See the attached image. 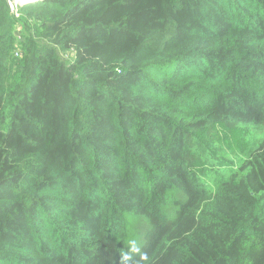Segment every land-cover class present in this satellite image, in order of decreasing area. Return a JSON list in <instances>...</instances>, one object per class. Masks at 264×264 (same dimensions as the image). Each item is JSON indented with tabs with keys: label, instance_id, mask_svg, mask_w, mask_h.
I'll list each match as a JSON object with an SVG mask.
<instances>
[{
	"label": "trees",
	"instance_id": "trees-1",
	"mask_svg": "<svg viewBox=\"0 0 264 264\" xmlns=\"http://www.w3.org/2000/svg\"><path fill=\"white\" fill-rule=\"evenodd\" d=\"M17 14L0 0V264H121L131 240L140 264H264V0Z\"/></svg>",
	"mask_w": 264,
	"mask_h": 264
},
{
	"label": "clouds",
	"instance_id": "clouds-1",
	"mask_svg": "<svg viewBox=\"0 0 264 264\" xmlns=\"http://www.w3.org/2000/svg\"><path fill=\"white\" fill-rule=\"evenodd\" d=\"M144 260H147V254L141 251L139 243L136 240L129 241L127 250L121 254V264H140Z\"/></svg>",
	"mask_w": 264,
	"mask_h": 264
},
{
	"label": "rangeland",
	"instance_id": "rangeland-1",
	"mask_svg": "<svg viewBox=\"0 0 264 264\" xmlns=\"http://www.w3.org/2000/svg\"><path fill=\"white\" fill-rule=\"evenodd\" d=\"M248 128H249V132L247 137L250 141H254L255 145H257L262 139H264V127L250 125ZM145 226L146 223L143 221V225L139 229H142ZM144 230L141 232L142 238H143Z\"/></svg>",
	"mask_w": 264,
	"mask_h": 264
},
{
	"label": "built area",
	"instance_id": "built-area-1",
	"mask_svg": "<svg viewBox=\"0 0 264 264\" xmlns=\"http://www.w3.org/2000/svg\"><path fill=\"white\" fill-rule=\"evenodd\" d=\"M31 1H34V0H9V6H10L11 11H13L16 15H18L17 7L20 5L27 4ZM15 54H17V51L15 52Z\"/></svg>",
	"mask_w": 264,
	"mask_h": 264
}]
</instances>
